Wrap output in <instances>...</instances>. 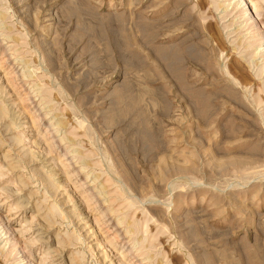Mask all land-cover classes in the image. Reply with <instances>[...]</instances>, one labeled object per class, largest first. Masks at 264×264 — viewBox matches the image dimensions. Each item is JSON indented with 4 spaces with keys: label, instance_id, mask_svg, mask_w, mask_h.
Segmentation results:
<instances>
[{
    "label": "rangeland",
    "instance_id": "374dc122",
    "mask_svg": "<svg viewBox=\"0 0 264 264\" xmlns=\"http://www.w3.org/2000/svg\"><path fill=\"white\" fill-rule=\"evenodd\" d=\"M227 1L0 0V264H264V0Z\"/></svg>",
    "mask_w": 264,
    "mask_h": 264
},
{
    "label": "bare ground",
    "instance_id": "6f19581e",
    "mask_svg": "<svg viewBox=\"0 0 264 264\" xmlns=\"http://www.w3.org/2000/svg\"><path fill=\"white\" fill-rule=\"evenodd\" d=\"M252 3V1L251 0H228L225 4H224V6L226 7V9H225V11H228V8L231 6V9H237L239 6H242V5H250ZM252 7L251 8H244L241 12L242 13H240L241 14V16H246L247 17V19H252L253 18V20L254 21H258L257 20V17L260 15V13H262L261 11H262V8L261 7H257V6H255V5H251ZM223 8V7H222ZM237 12H239V10L237 11ZM263 47V46H262ZM261 48V47H260ZM262 49H264V47L262 48ZM261 51V50H260ZM0 115H1V113H0ZM1 232H2V230H1ZM3 232H4V234H8V236H7V241H6V243H8L9 244V241L12 239V235H11V233L9 232V230L8 229H6V228H4L3 229ZM1 234V233H0ZM11 243V242H10ZM9 245H11V247L12 248H14L15 247V243L14 242H12L11 244H9Z\"/></svg>",
    "mask_w": 264,
    "mask_h": 264
}]
</instances>
